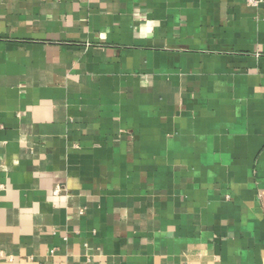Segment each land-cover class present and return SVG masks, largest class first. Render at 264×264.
I'll list each match as a JSON object with an SVG mask.
<instances>
[{
	"label": "crops",
	"instance_id": "obj_1",
	"mask_svg": "<svg viewBox=\"0 0 264 264\" xmlns=\"http://www.w3.org/2000/svg\"><path fill=\"white\" fill-rule=\"evenodd\" d=\"M0 264H264V3L0 0Z\"/></svg>",
	"mask_w": 264,
	"mask_h": 264
},
{
	"label": "built area",
	"instance_id": "obj_2",
	"mask_svg": "<svg viewBox=\"0 0 264 264\" xmlns=\"http://www.w3.org/2000/svg\"><path fill=\"white\" fill-rule=\"evenodd\" d=\"M247 2L252 6H259L260 4L264 3V0H247Z\"/></svg>",
	"mask_w": 264,
	"mask_h": 264
}]
</instances>
